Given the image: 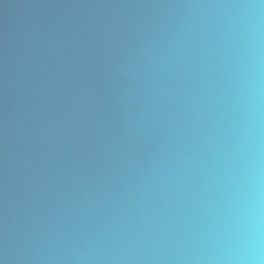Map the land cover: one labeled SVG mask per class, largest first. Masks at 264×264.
I'll return each instance as SVG.
<instances>
[{"label":"water","instance_id":"95a60500","mask_svg":"<svg viewBox=\"0 0 264 264\" xmlns=\"http://www.w3.org/2000/svg\"><path fill=\"white\" fill-rule=\"evenodd\" d=\"M63 264H264V0H79Z\"/></svg>","mask_w":264,"mask_h":264}]
</instances>
